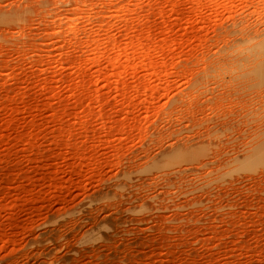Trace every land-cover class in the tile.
<instances>
[{
    "label": "rangeland",
    "instance_id": "rangeland-1",
    "mask_svg": "<svg viewBox=\"0 0 264 264\" xmlns=\"http://www.w3.org/2000/svg\"><path fill=\"white\" fill-rule=\"evenodd\" d=\"M0 264H264V0H0Z\"/></svg>",
    "mask_w": 264,
    "mask_h": 264
}]
</instances>
